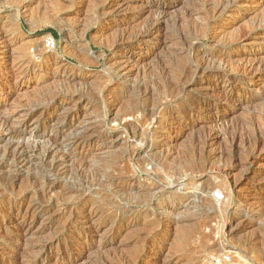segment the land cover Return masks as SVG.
<instances>
[{
	"label": "rangeland",
	"instance_id": "1",
	"mask_svg": "<svg viewBox=\"0 0 264 264\" xmlns=\"http://www.w3.org/2000/svg\"><path fill=\"white\" fill-rule=\"evenodd\" d=\"M114 1L0 0V32L5 38L0 37V119L13 117L11 127L25 129L24 137L31 142L56 138L60 130L63 133L58 136L59 141L64 136L71 139L77 132L83 134L85 129L92 133L87 134L85 145L72 150L74 157L68 165L67 182L58 181L62 183L47 196L42 197L39 185L31 180L34 176L42 178L39 161H34L33 167L21 169L16 178L14 172L3 166L0 215L7 213L12 204L19 205L23 195L26 203L38 202L41 209L54 215L53 220L42 223L46 228H54L37 233L39 243L61 235L68 249L59 255L56 251L33 254L30 239L26 249L34 256L30 264H62L57 260L60 256L70 264H115L121 260L152 264L158 257L172 264H264V176L245 177L243 169L230 168L232 138L240 133L253 137V122L264 116V101L237 112L229 105V110L220 112V120L213 128L203 127L204 121L193 126L187 120L197 99L212 101L214 97L199 94L200 86L192 93L183 91L185 81L191 80L187 73L196 65L197 52L218 53L225 43L243 38L249 41L232 57L239 59L244 52L250 56L259 52L264 43V4L256 12H250L251 5L247 6V13L242 12L237 20L212 21L206 0H175L172 5L167 0L164 10L168 22L162 26L159 42L139 44L127 51L115 49L118 35L125 32L127 36H141L149 28L154 11L119 25L108 22L113 8L105 10ZM158 1L149 0V4ZM216 32L219 38L213 42L209 37ZM127 53H135L134 58L143 60L138 68H132L127 82H118L110 71L116 63L126 61ZM235 59L232 64L237 66ZM23 62L31 67L29 74L6 77L12 66ZM61 71L72 82L53 77ZM257 83L260 85V81ZM109 88L114 93L101 97L100 93ZM91 89L97 93H91ZM81 91L85 93L84 99L74 96L71 102L61 104ZM51 94H58L55 96L60 103L49 104L50 115L46 118L41 112L47 101L41 104L37 100ZM29 108H33L31 113L26 112ZM76 113L78 119L71 124ZM182 116L187 123L181 122ZM164 137L168 140L165 146ZM89 139L98 143L87 146ZM6 144L0 140V150ZM221 153L223 157L219 158ZM259 163L252 167V172L264 168V160ZM223 169L232 172V176H226V180L219 176ZM49 178L55 180L50 173ZM94 179L99 185L94 184L90 192L91 205L83 202L67 212L66 207L74 200L68 189H81ZM107 179L116 181V185H108ZM235 181L241 183L237 190H231ZM155 185L160 188L158 192L152 189ZM204 187L209 188L202 194ZM193 194L198 198H190ZM187 198L195 205H186ZM202 199H206V204ZM214 206L220 211L207 212ZM90 211H99L92 221L99 229L97 234L91 232V224L85 219ZM71 214L84 219L73 222ZM0 232L12 239L18 236L14 226L0 224ZM228 232L235 235L227 238ZM156 235L159 237L154 239ZM11 243L13 246L5 243L0 248L4 264L14 262L8 256L15 248V243Z\"/></svg>",
	"mask_w": 264,
	"mask_h": 264
},
{
	"label": "bare ground",
	"instance_id": "2",
	"mask_svg": "<svg viewBox=\"0 0 264 264\" xmlns=\"http://www.w3.org/2000/svg\"><path fill=\"white\" fill-rule=\"evenodd\" d=\"M144 1L145 0H115L114 2H111L110 4H108L105 7V10H108L109 8H113L112 15L108 16V22L113 21L114 23H118L119 25H126V22L128 20H132L136 16H138L139 18L143 17L144 15H146L150 12L153 13V11H154L153 16L150 17L149 22H148V24L150 23L149 28L147 26V29L144 30V32L141 34V36H133V37H132V35L127 36L125 32H124V34L118 35V39H117V43H116L117 45L115 47L116 50L122 49V50L129 51V50H132L135 46H138L139 44H143V46H145V45L148 46V45L156 44L155 41L159 42L160 37H161L160 33H161L162 26H164L166 21H167V17H166L167 13L164 10V7L166 5L167 0H160L156 4L155 3L149 4V0H146V1H148V3L144 4ZM174 1L175 0H170L169 1L171 3L170 5L174 4ZM205 4L207 7H210V10H209L211 12V15L209 17L210 20H212V21L226 20L227 21L228 19H231V18H234L235 20L241 18L242 14H244L242 12L247 13V11L249 9L246 10V7L250 6V5H251L250 12H253V11L256 12L259 9V7L263 6L264 2H263V0H219L218 2H215V0H206ZM258 12H260V11H258ZM258 15H259V13H258ZM258 15H256V16L260 17ZM242 18H244V17H242ZM157 28H158V30H157ZM119 30H120V28L117 29V31H119ZM261 34L264 35V31ZM2 35L3 34L0 32V37ZM209 38L211 41L216 42V40L219 38L218 33L217 32L213 33ZM1 39L4 40L5 38L1 37ZM248 41L249 40H247V38L236 39V40L233 39L230 42L225 43L224 47L222 46V49L218 53L212 52V51L211 52H197L196 54L194 53L195 54L194 60H195L196 65L194 66L193 70L190 69V70H192L190 73L189 72L187 73L188 78L190 75L191 80L189 79L190 81H188V80H187V82L185 81V83L183 84L184 85L183 91L185 93H187V92L192 93V91H194L195 88H197V86H200V88L198 87L199 89L197 90L198 93L201 94L202 96L210 95V96L214 97L215 101H213L214 99L212 101H207L204 98H202L201 100L197 99V101H196L197 106L190 111L191 112L190 115L187 114V116L189 115V118L187 121L190 122L193 126H195V124H199L201 121H204L205 125L203 127H206V126L211 127V126L217 125L219 120H220L219 118L221 116L220 112L227 111V109L229 110V107H228L229 105L232 106L231 109H233L235 112H237L238 109H249V108L251 109V107L253 105H255L256 103L258 104L260 101H264V43L260 45L258 53L254 52V53H257L256 55L253 54V56H250L249 53L244 52V53H242V55L240 56L239 59H237V58L235 59V55H234L233 57H234L235 61L237 62V66L236 65L234 66L232 64V61L234 60L232 57L234 51L238 52L240 50L241 46L246 45L245 43ZM7 43H8V41H5V44H7ZM248 45H252V44H248ZM143 48H146V47H142L141 49H143ZM9 51H10V46L8 45L7 46V52L9 53ZM134 56H135V53L134 54H131V53L128 54L127 53L126 55H124V57L126 58L125 62L116 63L115 66H113L112 70L110 71L111 72L110 75L113 74L112 75V77H114L113 79L117 80L118 82L119 81L124 82V83L127 82V77H130V74L132 73V70H133L132 68H135V67L138 68L140 62L143 60L142 58L136 59V58H134ZM26 65L23 62L22 64H19L18 66H12L8 70L6 77L17 76L19 78L20 75L22 76L25 74H29L31 72V67L28 65L26 66ZM61 68H62V70H65L66 67H64V68L61 67ZM64 73H65V71H64ZM64 73L62 71L57 72L54 74L53 77L57 80L58 79H65L66 81L72 82V81H70V77L67 78V76L64 75ZM108 74H109V72H108ZM238 74L242 75L241 78H237V77H239ZM206 81H208V82H206ZM211 81L214 84L212 86H210L211 84H209L207 86V83H209V82L212 83ZM257 81H260V85L257 83ZM180 90H182V89H180ZM87 92H88V90H87ZM91 93L96 94L97 91L91 89ZM111 93L113 94L114 90L109 88L107 90H103L100 93V96L105 98V97H108ZM51 95L52 96H50V97H48L49 95L48 96L45 95L46 97L41 96V98H38V100L36 99L37 101H40L39 103H41V104H42L41 101H43V100L47 101L46 104L44 103L46 105V108L42 109L43 111L41 112L46 116V118H49V115H50L49 112L47 111V109L49 108V104L50 103L53 104V102H54V104L57 103V105H58L60 103V101L58 103L57 98L55 96L58 94H55V95L51 94ZM74 96H78L79 100H81V99H84L85 93L83 91H81L80 93H78L76 95H72L69 99H67V101H64L61 104H65V102H71L72 100H74ZM33 108H29L28 110H26V112L28 111L31 113L33 111ZM28 114H26V116H28ZM205 115H206V117H204ZM210 116H211V118H209ZM69 118H70V116H69ZM181 118L183 119V121H181V122L187 123V121L184 120V116H182ZM12 119H13V117L0 119V140L7 142V144L4 146V148H2L0 150V169H2L3 166H6L7 169L10 170V172L12 171L15 173L14 178H16L19 175V173H21V169L27 168V167L29 168L30 166L33 167V165L35 164L34 161H36V160L39 161L41 167L43 168L42 171H39V173L41 172L42 178H38L37 176H34L33 178H31V180L36 181V182H34V181L33 182L37 186L39 185V188L42 192V197H43V195L47 196V195H49V192L53 191L54 189L56 190L55 187H57L58 183H62V182H58V181L65 180L67 182V176L69 173L68 165H69V163L73 162V157H74V151H72V150H74L77 146L85 145V143H84L85 139H86V137H89V136H87V134L89 135L91 132L89 129H85L83 131L84 132L83 134L80 132H77L73 138L66 139V137L64 136L65 138L63 137V140L61 138V141H59L58 136H61L63 133L60 130V131H58V135L56 136V138H49L48 137V139L46 140V137H45L42 140L31 142L29 140L27 141L24 137L25 129L23 131H21V130L13 129L11 127L10 121ZM62 119L63 120H61V119L60 120L65 121L64 118H62ZM77 119H78V113L74 114L71 117V122H72L71 124H73V122L77 121ZM174 121H176V120H174ZM253 125L255 127V129L253 131L254 134L252 133L253 137L249 136V138L251 137L249 139V138L244 137L243 136L244 134L241 135V133H240L239 135L238 134L235 135L234 138H232L233 141H231L232 142V157H233L232 163L233 164H231V166L230 165L229 166L233 170L239 169V168L243 169L242 172L245 173V177L249 176L250 174H257L258 176H264V168H262L259 172L258 171L252 172V167L254 165L258 164L260 161L264 160V116H263V114H262V116L258 117L257 122H253ZM211 128H213V127H211ZM212 131L214 132V129ZM247 131H249V130H247ZM247 131H245V132H247ZM215 133H216V131H215ZM252 134H250V135H252ZM90 136H92V135H90ZM214 139H217V136L214 137ZM166 140H167V138L164 137L163 146L167 145L166 142H168V140L167 141ZM88 142L89 143H87L88 144L87 146H89V144L93 145V144L98 143V142H96L94 140H90V139L88 140ZM163 146L161 145V147H163ZM226 149H227V147H226ZM241 150L247 151V152L241 153L240 152ZM239 152H240V154H238ZM222 153L220 154L219 158L223 157ZM164 156H165V154H164ZM164 156H162V159ZM81 158H83V157L81 156ZM165 158H167V157H165ZM227 165L228 164H226L225 166H227ZM37 169H38V167L35 168V170H37ZM229 169H227V170H229ZM49 173L52 175V177H54L55 180H51L49 178ZM231 174H232V172L227 173L224 171V169L219 172V176H221V177L224 176L225 180L227 179L226 176L230 177L229 175H231ZM242 175L244 176V174H242ZM19 178H21V176ZM118 180H119V178H118ZM95 181H96L95 179L92 181L88 180L87 183H85L86 187L84 185L81 187V189H79V188L68 189L67 192L69 193L68 194L69 197L71 195V197H74V200L71 202V200L68 198L72 204L70 203V205H68V207H66L67 212H70L69 211L70 209H72L74 206L82 204L83 202H85L86 204L91 203L90 199H89V198H91L90 192L91 193L93 192V189L95 187L94 184L97 183L99 185V183L98 182L95 183ZM175 181H176V179H175ZM90 182H91V184H90ZM105 183H107L108 185L110 183L112 185H116V181H113V180L109 181L108 179L105 180ZM240 183L238 181H235L234 183H232L233 187L231 188V190H237V187L240 185ZM10 187L12 188V186H10ZM39 188H38V190H39ZM208 188L204 187L203 190L201 191L202 194L205 193L206 191H208ZM228 188H229V186H228ZM152 189H154V191L156 190V192H158L157 189H160V188L158 185H155L154 188H152ZM20 194L18 196H21ZM85 194H88V196H86ZM152 195H153V192H152ZM25 196L26 195H23L21 197V199H20L21 203L19 205L14 206L15 204H12L7 213L4 214V212H3L2 215H0V224L3 226H6V227L14 226L16 228V232L18 233L17 234L18 236H16L15 239H12L6 235H1V232H0V248H1L2 244L7 243L9 246H13L11 242L15 243L14 244L15 248L12 250V252H10L8 254L9 258L14 260L13 264H30V263H32L34 256L28 250H26L30 246V243H29L30 239L32 241L30 248H31V250H32L31 252L33 254H35V253H38V254L52 253L53 251H56L58 253V255L60 253L63 254V251L64 252L67 251L68 248H67V245H64L62 243L61 235H57L52 240H46L45 242L39 243L41 241V238L37 237V233L43 234L46 231L48 232L49 228H54V226L46 228L47 226H45V225L43 226L42 223H45L46 221H49V220H53L54 215H52L49 212V210H47V209H45V210L41 209V204H39L38 202L34 203L32 201V203H31L29 201L30 203H26V199H25L26 197ZM76 197H78V198H76ZM200 197H199V199H200ZM190 198L195 200V198H198V196L194 195L192 197L190 196ZM78 199H79V201H77ZM187 199L185 201L187 203L186 205L191 206V207L195 205L194 204L195 201H193L192 199H191L192 201H190L189 199L187 200ZM204 200H205V202H204ZM204 200L202 199V202H204L203 204H206L207 201H206V199H204ZM207 200H208V198H207ZM66 204H67V202H66ZM216 205H217V203H216ZM258 207H259V205H258ZM227 208L230 209V207H228V206H227ZM259 209L260 208H258L256 210H258V212H260ZM216 210H218V209L216 206H214L211 209H209L207 212L216 211ZM249 210H252V209H249ZM256 210H252V211L254 212ZM219 211H220V208L217 212H219ZM252 211H250V212H252ZM258 212H255V213L258 214ZM98 214H99V211H90L88 213V215L85 216L86 222H89V224H91V228H90L91 232H93L95 234H97L99 232V229H98V227L94 226V223L92 221L95 217L98 216ZM70 217L73 220V222H78V220L84 219V218H81L80 216H76L73 214H71ZM40 223H41V225L39 226ZM233 223H234V221L231 222V224H233ZM52 224H54V223L52 222ZM231 224H230V226H231ZM69 227H71V225L68 226V228ZM228 227H229V225H228ZM61 234L63 235V231L61 232ZM233 235H235L233 232H228L227 238L232 237ZM158 237H159V235H156L154 237V239H156ZM227 238H226V240H227ZM222 239H223V237H222ZM35 240L38 242L35 243L36 242ZM149 240L151 241V239H148V241ZM153 242H154V240H153ZM155 242H156V240H155ZM154 243L152 246H155ZM22 244H23V246H22ZM217 244H216V246H217ZM220 246H221V244H220ZM27 253L29 255H26ZM24 255H26V256H24ZM58 259L62 261V264H70L69 260L62 257V256L57 258V260ZM44 261L45 260H42V262H44ZM0 264H4L3 259H0ZM115 264H131V263L127 262L125 260H121V262L118 261V263H115ZM134 264H137V263H134ZM152 264H172V262L167 261V260H162L160 257H158L157 260L155 262H153Z\"/></svg>",
	"mask_w": 264,
	"mask_h": 264
},
{
	"label": "trees",
	"instance_id": "3",
	"mask_svg": "<svg viewBox=\"0 0 264 264\" xmlns=\"http://www.w3.org/2000/svg\"><path fill=\"white\" fill-rule=\"evenodd\" d=\"M52 32V31H51Z\"/></svg>",
	"mask_w": 264,
	"mask_h": 264
}]
</instances>
